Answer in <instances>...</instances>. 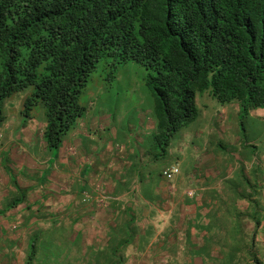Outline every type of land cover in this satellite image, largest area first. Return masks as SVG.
Returning <instances> with one entry per match:
<instances>
[{
	"label": "rangeland",
	"instance_id": "rangeland-1",
	"mask_svg": "<svg viewBox=\"0 0 264 264\" xmlns=\"http://www.w3.org/2000/svg\"><path fill=\"white\" fill-rule=\"evenodd\" d=\"M100 68L101 71L93 72L95 82L91 81L83 98L90 114L97 116L107 105L114 109L122 100H127V104L123 111L110 116L103 112L86 125L100 128L124 119L127 133L134 135L122 158L114 149L124 142L127 133L107 135L90 145L91 135L96 138L98 131L85 130L74 145L70 136L69 144L66 142L70 154L56 167L51 163L47 177L41 179V169L44 166L47 169L50 156L39 135L44 107L42 104L35 107L32 130L26 132L18 126L29 91L5 100L6 127L0 137V148H4L0 153V264H27L32 240L35 241L32 264H247L242 249L245 242L251 243L252 235L253 248L264 264V111H250L242 128L237 103L221 104L208 95L197 97L199 118L174 135L167 158L153 165L158 168L179 165L180 173L163 186L174 189V202L154 193L152 185L140 184L137 193L149 200L137 198L134 191L122 195L119 191H123V185L133 186L137 176H141V167L152 160L147 149L139 148L137 142L144 139V132L140 130L139 135L136 129L139 114L152 107L153 102L144 84L146 70L137 62L120 65L119 82L115 80L112 84L100 81L111 73L112 67L101 62ZM94 98L97 103L89 104ZM144 119L147 120L144 128L148 129L151 124L147 117ZM112 139L114 145L110 146ZM80 146L87 147V155L80 153ZM13 148L16 155L34 154L29 168H18L19 164L11 157ZM103 157L109 158L108 161ZM111 159H116L118 170H126V175H121L125 184L123 181L119 187L105 184L109 177H120L115 175L118 172L108 173ZM129 160L133 161L132 172ZM24 162L28 164V160ZM79 169L88 178L94 177L98 185L84 184ZM147 178L152 184L157 182V177ZM111 190H115L113 196L117 194L120 200L106 201ZM194 190L196 196L204 193L199 196V203L211 199L213 207L209 203L205 216L198 210L201 216L188 220L197 231L190 234L181 213L185 212L186 219L191 215L192 206L184 199ZM14 200L21 203L14 206ZM192 203L195 204L194 200ZM166 208L171 212V216L165 214L169 224L163 215ZM208 220L212 221L211 228ZM203 231L205 236L211 232L210 236L201 237ZM228 252L234 255L232 263Z\"/></svg>",
	"mask_w": 264,
	"mask_h": 264
},
{
	"label": "trees",
	"instance_id": "trees-1",
	"mask_svg": "<svg viewBox=\"0 0 264 264\" xmlns=\"http://www.w3.org/2000/svg\"><path fill=\"white\" fill-rule=\"evenodd\" d=\"M130 61L146 70L152 158L167 157L174 135L199 117L202 95L238 103L244 128L264 108V0H0V128L5 100L28 90L22 120L43 103L54 153L89 112L83 98L101 62L112 71L100 81L112 84ZM254 238L238 250L247 264H263ZM29 247L32 264L34 240Z\"/></svg>",
	"mask_w": 264,
	"mask_h": 264
},
{
	"label": "crops",
	"instance_id": "crops-1",
	"mask_svg": "<svg viewBox=\"0 0 264 264\" xmlns=\"http://www.w3.org/2000/svg\"><path fill=\"white\" fill-rule=\"evenodd\" d=\"M260 111H264V109H259ZM108 125H111V127L109 128V131H107V132H105L104 133V131L106 130V128H105V126L103 125L102 127H90V128H87V127H78L75 131H73L70 135H69V137L67 138V139H70V136H73V141H74V143H73V145L75 144V142L78 140V139H80L81 138V135L82 134H84L86 131L85 130H91V131H95V130H97L98 132H99V137H100V139L101 138H105V137H107V134H109L110 135V137H112L113 135H115V136H118L119 134H121L122 132H124L123 131V129H124V125H125V122H124V119H120L117 123H113V122H108L107 123ZM32 123L31 124H29V125H27L26 127H24V130H26V132H28V130H32ZM34 131V130H33ZM102 133V134H101ZM103 133L104 134H106V136H103ZM75 135H78L79 137L78 138H74L75 137ZM186 136H188V135H186ZM87 137V136H86ZM27 138L29 139V136H27ZM91 139H92V142H91V144L90 145H92V143H94V145H95V139L96 140H98V136H96V138H95V136L94 135H91V137H90ZM187 138V137H186ZM66 140V139H65ZM114 145V141H113V139L110 141V146H113ZM45 146V145H44ZM66 146V144H64L63 143V147H61V148H59L57 151H55L54 152V155L56 156V158H55V160H54V166L56 167V164H58L57 162V157L58 156H62V154H61V152H62V148H64ZM81 148H83V149H81ZM94 148V147H93ZM43 149H44V147H43ZM43 149L41 150V152H39V154H41L42 153V151H43ZM45 151H46V149H45ZM79 151H80V153L82 154V155H87V153H88V149H87V147L86 146H80L79 147ZM117 153V156L119 157V158H121L122 157V155H120V153L117 151L116 152ZM33 155L34 154H32V155H30V154H24V153H22L21 155H18V153H17V155L15 154V152H14V148L11 150V157H12V159H13V161H16L19 165H17L18 166V168L19 169H23V168H25V167H30L31 166V161H32V159H33ZM49 158H50V156H49ZM48 158V159H49ZM87 159V158H86ZM89 160H91L90 158H88ZM28 160V164H26L24 161H27ZM88 160V161H89ZM115 161H116V159H112L111 160V166H112V168H111V170L109 169V172L108 173H110V174H115L116 172H118V174H115V175H119L120 177H115V178H113V176H112V178L111 177H109L108 179H105V184L107 183V185H113V186H115V187H118L124 180H125V178H122L121 179V175H126V170L125 169H123V168H120L119 170H118V168H119V166H116L115 165ZM65 162V161H64ZM69 162L70 163H73V160H70L69 159ZM119 162V161H118ZM60 164V163H59ZM130 164H132V163H130ZM120 165V164H119ZM154 164H151V165H147L146 167H141V169H145V172L142 174V177H141V180L140 181H137L138 183H140L141 185H146V186H148V185H152V186H154L155 187V189H153V192L154 193H156V194H159V195H161V196H163L164 198H168V199H170L172 202H174V189H172V188H169V189H167V188H165V187H163L164 186V181L158 176V175H152L151 176V172H150V170H149V168L150 167H152ZM154 168H152V170H154V169H159L157 166H153ZM130 168H132V167H130ZM79 174L81 175V176H83V177H85V179L84 180H86V182L87 181H89V182H87V184L88 183H91V185H96L97 184V181H95V179H94V177H92V179H90V177L88 178L87 176H86V174H84V173H82L81 171H80V169H79ZM157 177V182L155 183V184H152V182H151V180H149L147 177ZM127 179V178H126ZM106 180H109V182L108 181H106ZM142 183H144V184H142ZM124 184H125V182H124ZM166 186V185H165ZM123 187H126L127 188V193H129V186L127 187V186H123ZM196 187V186H195ZM122 189V188H121ZM197 188H195V190H196ZM194 190V194H196V191ZM111 192H113V194H111L110 196H113L115 193V190H111ZM119 192H121L122 193V195L123 194H127V193H124L123 191H119ZM204 193H202L201 195H198V196H194V197H190V196H187V199H184L185 201H186V204L187 205H189V206H192V210H191V215H189V216H187V218L188 219H186V218H184L183 216L184 215H186L185 214V212L183 213H181V214H183L182 215V218L185 220V221H187V225L185 226V228L187 229V231L190 233V234H193V232H197L196 231V229H194V228H192L191 227V223L188 221V220H190V218H195V219H197V218H199L201 215L199 214V211L200 210H202V216H205V213H204V210H207V208H208V211H209V203H210V205H212V207H213V202H212V200L211 199H207L208 201V203L206 202V201H204L203 202V200H202V202H198V200H199V196H202ZM124 197V196H123ZM145 197V199H149L148 197H146V196H144ZM204 197V196H203ZM113 198H115V199H113L114 201L115 200H120V197L117 195V196H113ZM113 200H112V202H113ZM192 200H194V203L195 204H193L192 203ZM147 202V201H146ZM196 205H199V208L198 207H196ZM202 206V207H201ZM198 208V209H197ZM199 210V211H198ZM168 213V215L169 216H171V212L166 208V210H164V212H163V215H165V214H167ZM188 214V213H187ZM168 215H165V217H166V224L168 223L169 224V220H168ZM110 216H112L111 214H110ZM116 223V222H115ZM208 223V224H207ZM207 225H208V228H211V225H212V221H210V220H208L207 221ZM192 225H195V222L192 224ZM170 226H171V224H170ZM103 232H105V231H103ZM203 233L204 234H200V235H202L201 237H205V238H207V236H210V235H208V234H211V232L210 233H207L206 232V236H205V231H203ZM105 234V233H104ZM196 234V233H195ZM97 240H99V238H97ZM195 242H198V240H196ZM164 243H162V245H163Z\"/></svg>",
	"mask_w": 264,
	"mask_h": 264
},
{
	"label": "clouds",
	"instance_id": "clouds-1",
	"mask_svg": "<svg viewBox=\"0 0 264 264\" xmlns=\"http://www.w3.org/2000/svg\"><path fill=\"white\" fill-rule=\"evenodd\" d=\"M128 63V62H127ZM123 64H125V63H123ZM120 65H122V64H120ZM119 65V66H120ZM118 66V67H119ZM118 69V68H117ZM146 73V72H145ZM115 75H116V78H117V80H118V82H119V78H120V76H119V74H117V70H116V73H115ZM127 77V76H126ZM144 77H145V75H144ZM140 80V79H139ZM145 84V83H144ZM146 86V85H145ZM16 94V93H15ZM150 94V93H149ZM12 97V96H11ZM200 98V97H199ZM96 104L97 103V99L96 98H94L89 104ZM39 104H42V106L44 107V105H43V103L41 102V101H38V104L36 105V106H38ZM127 104V100H122L121 102H119L118 103V105L114 108V109H112V107L111 106H105L104 107V109L101 111V112H99L98 113V115L97 116H94V115H91L90 114V111L83 117V118H81L79 121H78V124H77V127L73 130V131H75L77 128H78V126L79 125H81V124H87V122H91V121H93V119L94 118H100V114L101 113H103V112H107L108 114H109V116L112 114V113H119V111H123V109H124V107H125V105ZM238 104V103H237ZM36 106H34V108H32V110H31V117L30 118H28L25 122H23V120H22V122H21V126H18V128H22V127H26L27 125H29V124H31L32 122H34V115H36L37 113H34V109H35V107ZM239 106V105H238ZM3 107H4V105H3ZM153 107V106H152ZM152 107H149V109L148 110H144V111H142L140 114H139V117H138V127H139V129H136V133L138 134L139 133V135H140V130H142L144 133H142V138H144V139H142L141 141H138L137 143H138V145H139V148L140 149H142V148H145V149H147V155H149V153H148V150H149V147H150V145H149V143L146 141V138H147V136L149 135V134H151L153 131H154V127H155V125H156V123H155V119H154V116H153V111H152ZM260 109V108H259ZM262 109H264V108H262ZM150 110V111H149ZM4 112H5V109H4ZM200 113H201V110H200ZM6 114V113H5ZM44 119L40 122L41 123V126H42V129H41V134H39V132H37V134H39L40 136H41V138H42V141L43 142H45V140H44V138H43V131H44V128H45V126H46V121H45V107H44ZM7 115V114H6ZM20 116H22L21 115V112H20ZM199 116H200V114H199ZM147 117V119H148V122L151 124V125H149V128L148 129H145L144 127H145V125L147 124V120H145L144 118H146ZM199 118V117H198ZM197 118V119H198ZM196 119V120H197ZM140 120L141 121H144V124H140L139 122H140ZM151 120V121H150ZM195 120V121H196ZM6 121V120H5ZM195 121H193V122H191L189 125H191L192 123H194ZM38 122V121H37ZM33 124V123H32ZM188 125V126H189ZM88 125H86V127H87ZM187 126V127H188ZM4 127H6L5 126V122L3 123V125L1 126V128H0V137H2L3 135H2V131H3V129H4ZM81 127H84V126H81ZM111 127V125H108V126H106L105 128H106V130L104 131V133L105 132H107V131H109V128ZM187 127H185V128H187ZM182 129H184V128H182ZM181 129V130H182ZM147 130V131H146ZM180 130V131H181ZM72 131V132H73ZM71 132V133H72ZM125 133H127V131H126V127H125V131H124ZM71 133H69L66 137H65V139L63 140V142H62V145L59 147V148H61V147H63V143L64 144H66V142L69 144V140L70 139H67L68 137H69V135L71 134ZM103 133V134H104ZM123 133V132H122ZM178 133V132H177ZM98 134V135H97ZM96 134V136H98V140H99V132ZM102 134V133H101ZM107 135H109V134H107ZM134 135V134H133ZM133 135H131V136H133ZM131 136L127 133V138L124 140V142L122 143V144H119L118 146H117V148L115 147V149H114V152H119L120 153V155H126L127 154V152H126V145H129L130 144V138H131ZM187 137V136H186ZM184 138V137H183ZM186 140V139H185ZM95 141H96V139H95ZM171 144V143H170ZM201 146V145H200ZM44 147V146H43ZM45 149H46V151L48 150L47 149V144H46V142H45ZM69 149V147H64V148H62V152H61V154H62V156H58L57 157V163L59 164H61V162L63 161V157H65L66 155H69L70 153L69 152H67V150ZM4 150V148H0V153H2V151ZM49 151V154H50V158L49 159H47V163H48V165H47V169H46V167L44 166L42 169H41V175H40V178L42 179V177H44V179H45V177H47V171H48V166L51 164V163H54V160H55V158H56V156L54 155V153H52L50 150H48ZM142 155H144V153L142 154ZM122 158V157H121ZM167 157H165V158H161V159H154V158H152V160H150V162H145L144 163V161H142V163H144V165L142 166V167H146L147 165H151V164H155L157 161H159V160H164V159H166ZM103 159H105V161H108V159L109 158H105V157H103ZM65 161L67 160V157L64 159ZM87 160H89V159H87ZM91 160H92V158H91ZM112 160V159H111ZM118 161V160H117ZM128 162H130V163H132L133 161H131V160H129ZM111 163V162H110ZM130 167H132V164H130ZM171 167H176L177 169H178V171L176 172V173H174L173 174V176L171 177V178H167L165 175H164V171L165 170H168L169 168H171ZM129 171H131L132 172V168H129ZM144 171H145V169H142V172H141V176L139 177V176H137V179L135 180V182H134V184H133V186H131L130 187V185H128L129 186V193H131V191H134V192H136V196H137V198H138V196H139V198H143L144 200H149V199H145V197L143 196V195H137V193H138V190H139V186H140V183H138L137 181H140L141 180V177H142V174L144 173ZM150 174H151V176L152 175H158L164 182H166V183H169V181L171 180V179H173L174 178V176L176 175V174H178V173H180V167H179V165L177 164V163H174V164H171L170 166H165L164 168H159V169H154V170H150ZM105 175H106V173H105ZM137 175H139V174H137ZM81 179H83V183L84 184H87V182H86V180H84L85 179V177H80ZM125 182V181H124ZM88 184H91V183H88ZM96 185H98V184H96ZM120 186V185H119ZM118 186V187H119ZM124 186V185H123ZM127 186V187H128ZM123 191H125V193H127V188L126 187H124L123 188ZM189 193V195L188 196H190V197H194L195 196V194H194V192H192V191H190V192H188ZM111 194H113V192L111 193ZM111 194H109L108 195V197H107V200L106 201H112L113 199H115V198H113V196H110ZM116 196H117V194H116ZM114 201V200H113ZM134 202L135 201H132V205H134ZM19 205V204H18ZM142 206V205H141Z\"/></svg>",
	"mask_w": 264,
	"mask_h": 264
},
{
	"label": "built area",
	"instance_id": "built-area-1",
	"mask_svg": "<svg viewBox=\"0 0 264 264\" xmlns=\"http://www.w3.org/2000/svg\"><path fill=\"white\" fill-rule=\"evenodd\" d=\"M178 171V169L176 167H171L168 170L164 171V175L167 178H171L173 176L174 173H176Z\"/></svg>",
	"mask_w": 264,
	"mask_h": 264
}]
</instances>
